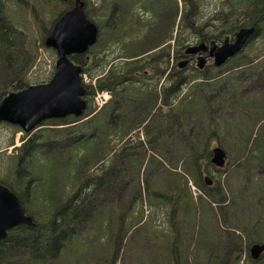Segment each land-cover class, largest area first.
<instances>
[{"label": "trees", "instance_id": "16d2710c", "mask_svg": "<svg viewBox=\"0 0 264 264\" xmlns=\"http://www.w3.org/2000/svg\"><path fill=\"white\" fill-rule=\"evenodd\" d=\"M82 1L86 18L98 29L97 40L85 55H73L69 59L79 65L81 75L102 76L95 80L94 86L81 82L87 105L84 114L80 118L68 116L45 121L43 124L52 128L38 133L26 159H20L0 182L19 198L25 214L35 224L33 230L18 227L8 232L6 239L0 242V264H65L66 250L72 249L74 254L80 251L82 236L96 232L92 242L99 246L104 229L109 230L115 223V228L120 227V230H109L108 242L114 241L117 255L120 250L136 244L131 236L133 230L146 226V221L157 215L168 219L169 228L168 244L155 248L158 258L164 264H191L194 248H179L178 242L186 224L194 227L191 241H195L203 202L212 209L216 217L214 223L221 228L219 242H227L230 249L227 263L239 264L242 237L239 231L222 229L220 207L228 199L217 172L226 173L242 162L251 163L252 172L258 164L264 163V54L257 58L239 55L231 61L238 59L229 69L215 68L216 73L207 72L208 66L201 71L192 68L194 72L185 76L183 70L169 67L172 50L169 41L177 19L176 0H169L167 35L157 41L158 26L153 22L152 41L138 45L131 34L134 0ZM141 2L145 4L146 0ZM59 4L64 5L63 10H57ZM73 5L74 0H43L41 4L37 0H0V60L5 59L7 63L12 60L11 39L17 31L13 25L15 19L26 17L37 28L35 17L48 12L51 19L56 18L55 22ZM218 11V22L237 28L253 26L259 38L264 39V0H220ZM185 15L179 22L187 25L189 16L186 12ZM27 39L37 41L38 38L27 35ZM174 43L177 46L179 41L176 39ZM173 58L179 59L176 54ZM114 60L119 61L112 63ZM147 76L149 82L144 80ZM21 77L2 85L0 101L27 87ZM160 79L163 81L159 85ZM95 91L110 93L109 101L98 111L92 101ZM164 120H169L172 132L170 146L169 140L159 142ZM231 125L236 129L244 125L246 129L235 143V157L227 160L222 136ZM212 140L225 153L222 169L210 164ZM38 145L45 148L38 147L35 151ZM146 162L163 168L161 178L149 187L141 183ZM206 176L212 182L210 186L204 183ZM34 177L47 180L50 189L47 195H42L41 207L48 211L42 224L29 213L26 204L23 205L22 198H38L31 190L35 186ZM117 180L124 181L118 202L101 203L100 194L110 196L107 200L113 202L117 188L112 185ZM241 231L246 233L244 228ZM262 235L254 234L246 243L247 250L254 244L264 245ZM46 237H50V241ZM90 249L88 245L85 251ZM47 253L51 258H45ZM246 258L251 264L257 261L264 264V255L256 262Z\"/></svg>", "mask_w": 264, "mask_h": 264}, {"label": "rangeland", "instance_id": "374dc122", "mask_svg": "<svg viewBox=\"0 0 264 264\" xmlns=\"http://www.w3.org/2000/svg\"><path fill=\"white\" fill-rule=\"evenodd\" d=\"M37 1H39L41 4L43 0ZM176 2L177 19L172 34V40L169 41L172 48L169 67L172 66V70L177 69L176 64L181 60H174L173 57L176 54V51L186 44L184 41H191L189 36L186 39L182 38V36L187 37L189 34H184L182 31H177V25L179 22L181 9L182 12H184V9L188 12H192V9L187 10V8H184V6L181 7L178 1ZM7 3L8 2L6 1V4ZM197 5L198 11L194 12V14L197 15V23H200L201 27L208 26L207 31L212 27H218V29H223V32H227L229 27L227 24L224 25L221 22H216V19L219 18L218 7L220 5V0H197ZM38 9L40 10V8ZM43 9L48 11L46 8ZM63 9L64 5L59 4L57 10L60 11ZM18 12L21 13L19 10ZM55 17H57V15ZM51 18L52 16L48 12L43 15L41 14L39 18L35 17V22L38 25L37 28L30 24L26 17H18L13 21V25L17 31L13 33V37L11 39L12 60L9 62L10 64L7 63L5 59L0 60V93L2 91L3 84H9L13 78L18 76H22L21 79L27 87L30 85L47 83L50 80L54 72L56 54L52 49L44 46V40L48 35L54 20L56 19L55 18L53 20ZM131 34H133V31ZM27 35H34L38 39L39 36L42 37L41 39H37V41H35L27 39ZM259 36L260 35H256L255 38H252L244 50L242 56L247 55L249 58H257L264 54V39H260ZM106 39L107 35L104 40ZM176 39L179 41L177 46H175L174 43V40ZM115 48L117 49V47ZM110 58L112 57L108 56V59ZM118 61L119 60H114L112 63H117ZM237 61L238 59H235L230 65L235 64ZM71 62L74 63L73 61ZM208 64L209 66L207 72L209 71L211 73H216L214 70L215 68L211 65L212 63L209 62ZM11 65L12 69H7V71L5 68ZM230 65H224L223 69H229ZM192 68H194V63L192 66L183 69V74L185 76H189L192 74V72H194V69ZM83 75L88 82L86 84L90 83L92 86L95 85V80L102 76V74H98L95 75L94 78H89L87 75ZM144 80H146L145 82H149V76L145 77ZM162 81L163 79H160L159 85L162 83ZM96 92L98 91H95V93ZM92 101H94V96ZM43 123L37 126L36 129L30 134H24L19 128L15 126L0 123V182L5 180L6 175L14 170V168L17 166V162L20 159H26V153L28 151H32L34 147L33 145H35L34 139L38 133L43 130H47L48 128H52L51 126ZM162 123L163 126L161 127V134L159 133V142H161L163 139L169 140L168 145L170 146L173 138L171 136L172 132L169 127V120H164ZM240 127L241 128L236 129L233 125H231L229 129L224 131V135L222 136V144H224L228 152L227 160L228 157H235L234 152L237 148L235 143L238 140L239 135L244 133L246 129L244 125H240ZM22 136H24L23 140L26 137L24 142L20 139ZM262 136L264 137V133H262ZM140 138L142 139V137ZM216 145H218L217 142L212 140L209 147L213 148ZM38 147L45 148L43 145H38L35 151H38ZM53 153H55V151H53ZM46 164H48V161H46ZM256 167L257 168H255L254 171L250 172L252 164H246L242 162L241 166L238 167L235 165V168H232L226 173L217 172L218 176H220L224 182L223 194H226L228 199V202L224 203V205L220 207L219 215L223 220L222 229L235 233L239 231L242 237L241 244L243 245L239 248V250H242L241 256L238 260L239 264H251L246 258V256L250 258L249 249L247 250L246 243L252 239V236L256 233H262L263 235L260 238L264 239V163L258 164ZM162 169L163 168L158 164L152 163L149 165V162H146L144 165L143 175L141 176V183L143 187H149L153 181L160 179V170ZM147 173H149L148 177ZM212 174L214 176L217 175L215 172ZM155 175H158V177ZM34 178H36L34 183L35 186L31 188V190L35 191L36 196L38 195V198H35V196L32 198L31 195L29 200L28 198H22L23 205L25 207L26 204L29 213H33L37 221L42 224L45 222L46 217H48L47 209L45 207H41L42 200L44 199L42 195H47L50 192V189H48L49 187L47 180L45 181V179H42L41 177ZM123 185V180H117V183L112 185V187L114 186L117 188L116 192L112 196L113 202L107 200L110 196L108 197L107 195L100 194L98 197L101 203L108 202V204H111L116 202V200L118 202L119 192L120 190L122 191ZM57 189H59V187ZM191 189L195 194L197 193L195 192L194 188L191 187ZM26 199L27 201H25ZM203 207L204 209L200 216L201 221L198 231L201 236H198L199 233H197L195 241L192 242L191 236L194 234V227H192L191 224H186L184 226L182 225V232L178 242V245H180L179 248H194L193 252H195V256L191 259V264H228L226 255L229 253L230 249H227V242H219L220 239L218 236L221 228L217 227V224L214 223L216 217L212 214V209L207 208V205L204 202ZM133 221L134 220L131 219V223ZM146 223V226H141L142 228L139 230L134 229V233L131 234V236L133 235L132 240L136 242V244L131 245L125 250H120L119 254L117 255H115L114 241L110 243L108 242L111 231L115 232L116 229L118 232V230H120V227L115 228L116 223L109 227V230L111 231H109L108 228H105L103 234L100 235L99 246L104 244L103 247H99L96 245V242H92L96 232H93V234L90 235L82 236V246L79 247L81 250L75 254L74 252H71L72 249L70 251L66 250L64 254L65 256H63L67 260L65 264H164V261L158 258L155 248L164 243L168 244V219L164 216L157 215L153 217L152 220L146 221ZM104 225L106 226L107 222ZM241 228H244L246 233H243ZM154 231H156L158 234H155ZM46 238L48 241L51 239L50 237ZM229 244L232 245V242H229ZM88 245L91 246V249L86 252L85 249ZM95 250L101 258L95 255ZM45 255V258H51L50 253ZM249 260H251V258ZM263 260L264 259H262V261ZM208 261L210 263H208ZM256 263L263 264L262 262L259 263L258 261Z\"/></svg>", "mask_w": 264, "mask_h": 264}, {"label": "water", "instance_id": "95a60500", "mask_svg": "<svg viewBox=\"0 0 264 264\" xmlns=\"http://www.w3.org/2000/svg\"><path fill=\"white\" fill-rule=\"evenodd\" d=\"M255 28H241L233 43L225 39L220 46L210 43L209 57L212 65L220 68L232 58L254 34ZM97 27L84 14V2L75 0L74 5L53 23L44 40V46L56 54L52 77L47 83L30 85L23 90L6 95L0 101V123L19 128L24 134L32 133L37 126L48 120H60L68 116L80 118L86 109L83 100L85 90L81 85V68L69 60L73 55H85L96 43ZM207 50L203 43L185 50V55H195ZM207 63L204 57L196 59L195 68L203 70ZM188 65L186 59L177 63L182 70ZM226 157L221 148L211 149L210 164L218 169L225 165ZM207 186L209 177L204 178ZM26 227L35 228L33 220L25 214L19 198L0 183V242L6 239L9 231ZM251 260L264 255V245L254 244L249 248Z\"/></svg>", "mask_w": 264, "mask_h": 264}, {"label": "flooded vegetation", "instance_id": "af4514ba", "mask_svg": "<svg viewBox=\"0 0 264 264\" xmlns=\"http://www.w3.org/2000/svg\"><path fill=\"white\" fill-rule=\"evenodd\" d=\"M75 1V0H74ZM145 1V0H142ZM179 2V5L181 7L187 5V10L192 9V12H187L184 9V12H182V9L180 11V17L186 16L185 12L188 13L189 19L187 22V25H185L184 21L178 22L177 25V31L183 32L184 34H189L187 37L182 36L183 39L188 38V36L191 38L190 40H186V44L180 48L178 51H176V56L179 59H186L188 61V66H192L194 63H196V59L200 57H204L207 59V63L205 67L209 66V62L212 63V59L209 57V46L210 43H214L217 47L220 46L225 39L228 40V43H233L235 34L241 29V28H250L253 26L248 27H235V26H229L227 32H223L224 30L218 29V27H212L208 31V26H200V23L198 22V19H196V14L194 12L198 11V5L197 0H176ZM169 0H146L145 4L141 2V0H134L132 11H131V19H132V31H133V40L135 43L140 42H151L152 41V31L150 30L151 26L153 25V22H156L157 24V41H160L163 39L167 33H168V24H169ZM185 18V17H184ZM218 19H216V22ZM257 28H255L254 34L246 41V43L243 45V47L230 59L226 61L224 65H230L231 61L235 57L241 56L246 49L247 45L250 43L252 38H255L257 33ZM211 33V34H209ZM205 44L207 46V50L203 52H198L195 55H185V50L190 47H195L199 44ZM212 65V64H211ZM223 65V66H224ZM213 66V65H212ZM204 67V68H205ZM214 67V66H213ZM231 67V66H230ZM195 68V67H194ZM215 68V67H214ZM26 140H23V142Z\"/></svg>", "mask_w": 264, "mask_h": 264}, {"label": "built area", "instance_id": "2783aa9c", "mask_svg": "<svg viewBox=\"0 0 264 264\" xmlns=\"http://www.w3.org/2000/svg\"><path fill=\"white\" fill-rule=\"evenodd\" d=\"M82 80L84 81V83H88L84 75L82 76ZM109 98H110V94L106 91L96 92L93 101L96 110L102 108L108 102Z\"/></svg>", "mask_w": 264, "mask_h": 264}]
</instances>
